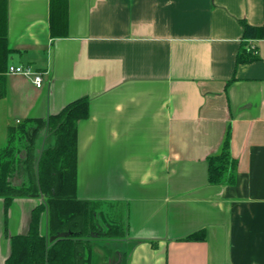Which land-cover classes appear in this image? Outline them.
Returning a JSON list of instances; mask_svg holds the SVG:
<instances>
[{"label": "crops", "instance_id": "obj_1", "mask_svg": "<svg viewBox=\"0 0 264 264\" xmlns=\"http://www.w3.org/2000/svg\"><path fill=\"white\" fill-rule=\"evenodd\" d=\"M242 21L264 27V0H0V150L11 127L89 99L77 196L119 201L128 230L86 264H264V36ZM228 130L235 182L214 184ZM42 201L0 197V264Z\"/></svg>", "mask_w": 264, "mask_h": 264}, {"label": "trees", "instance_id": "obj_2", "mask_svg": "<svg viewBox=\"0 0 264 264\" xmlns=\"http://www.w3.org/2000/svg\"><path fill=\"white\" fill-rule=\"evenodd\" d=\"M242 25L246 38L264 36L263 26L247 21ZM0 39V56L4 58L10 48L5 37ZM242 54L238 62L256 58L251 50L244 49ZM89 116V99L82 97L47 119H27L11 127L8 143L0 150V197L5 199L6 210L16 197L43 195L44 201L33 210L29 234L11 238L12 251L6 264H86L97 241L126 236L128 225L119 201L77 196L78 121ZM208 161L211 183L235 182L238 163L231 152L229 130L221 152L209 156ZM18 171L27 177L20 185L11 181ZM45 213L46 233L41 230ZM60 233L67 235L50 240ZM201 239L199 232L185 238Z\"/></svg>", "mask_w": 264, "mask_h": 264}, {"label": "built area", "instance_id": "obj_3", "mask_svg": "<svg viewBox=\"0 0 264 264\" xmlns=\"http://www.w3.org/2000/svg\"><path fill=\"white\" fill-rule=\"evenodd\" d=\"M9 72L22 73V74H25V75H30V76L33 77L34 83L38 87H41L43 85V81H44L43 75L41 73H39V72H33L28 67H24V66H10L9 67Z\"/></svg>", "mask_w": 264, "mask_h": 264}, {"label": "rangeland", "instance_id": "obj_4", "mask_svg": "<svg viewBox=\"0 0 264 264\" xmlns=\"http://www.w3.org/2000/svg\"><path fill=\"white\" fill-rule=\"evenodd\" d=\"M25 154L23 151H21V156L23 157ZM27 180V177L24 173L21 171H18L15 173L11 179L13 184L20 185L22 182H25Z\"/></svg>", "mask_w": 264, "mask_h": 264}, {"label": "water", "instance_id": "obj_5", "mask_svg": "<svg viewBox=\"0 0 264 264\" xmlns=\"http://www.w3.org/2000/svg\"><path fill=\"white\" fill-rule=\"evenodd\" d=\"M45 139H46V136H45ZM45 139H44L43 145H44V143H45ZM41 197H42V199L44 200V196L41 195ZM66 235H67L66 233H60V234H58V235H55V236L50 237V240H55L57 237H65Z\"/></svg>", "mask_w": 264, "mask_h": 264}, {"label": "flooded vegetation", "instance_id": "obj_6", "mask_svg": "<svg viewBox=\"0 0 264 264\" xmlns=\"http://www.w3.org/2000/svg\"><path fill=\"white\" fill-rule=\"evenodd\" d=\"M46 136V135H45ZM45 139V138H44ZM44 201V200H43Z\"/></svg>", "mask_w": 264, "mask_h": 264}]
</instances>
